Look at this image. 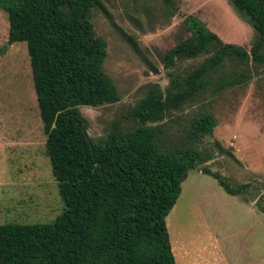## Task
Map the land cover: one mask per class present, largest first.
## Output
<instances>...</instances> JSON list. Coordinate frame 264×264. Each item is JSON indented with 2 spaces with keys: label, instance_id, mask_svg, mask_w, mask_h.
Returning <instances> with one entry per match:
<instances>
[{
  "label": "trees",
  "instance_id": "16d2710c",
  "mask_svg": "<svg viewBox=\"0 0 264 264\" xmlns=\"http://www.w3.org/2000/svg\"><path fill=\"white\" fill-rule=\"evenodd\" d=\"M228 1L253 29L256 39L250 50L223 42L197 17L185 16L188 35L166 53L164 64L211 54L184 78L172 76L164 90L150 88L133 107V129L114 127L93 141L77 107L119 100L102 68L106 42L95 35L90 21L91 9L100 8V1L0 0L8 20L0 53L14 42L26 44L43 153L63 202L50 222L0 224V264H175L165 217L187 172L196 169L212 176L229 195L243 192L247 184L232 185L201 165L209 155L202 156L191 144L212 132L210 112L192 120L183 148L167 151L157 144L166 113L198 97L226 57L241 64L249 58L264 63V0ZM163 2L176 7L173 0ZM246 79L219 77L212 92ZM262 201L255 208L264 214V193Z\"/></svg>",
  "mask_w": 264,
  "mask_h": 264
},
{
  "label": "rangeland",
  "instance_id": "374dc122",
  "mask_svg": "<svg viewBox=\"0 0 264 264\" xmlns=\"http://www.w3.org/2000/svg\"><path fill=\"white\" fill-rule=\"evenodd\" d=\"M90 21L106 42L102 68L119 95L114 103L91 108L80 105L87 134L104 138L117 127L137 125L131 112L153 86L169 87L172 76L184 78L211 53L189 59L166 53L188 32L183 18L193 15L223 42L249 51L253 29L228 0H99ZM170 6V5H169ZM8 20L0 9V48L6 43ZM264 55V44L260 49ZM153 68L155 70H153ZM243 83L213 93L214 82L232 77ZM209 83L194 100L166 113L157 136L162 150L183 148L194 118L210 112L212 132L193 147L232 185L247 184L240 195H229L210 175L187 172L180 194L165 217L175 264H264V214L255 208L264 193V63H238L226 57L208 76ZM25 42H14L0 53V224L52 221L63 209L48 157Z\"/></svg>",
  "mask_w": 264,
  "mask_h": 264
}]
</instances>
